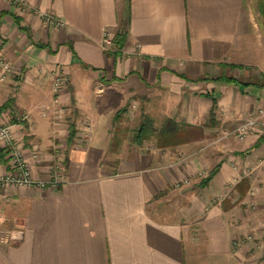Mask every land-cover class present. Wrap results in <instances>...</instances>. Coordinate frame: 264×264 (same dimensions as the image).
Returning <instances> with one entry per match:
<instances>
[{
	"label": "crops",
	"instance_id": "crops-1",
	"mask_svg": "<svg viewBox=\"0 0 264 264\" xmlns=\"http://www.w3.org/2000/svg\"><path fill=\"white\" fill-rule=\"evenodd\" d=\"M23 1L34 10L0 0V62L13 68L0 80V124L33 178L65 171L57 189L0 186V264H264L259 0ZM145 116L199 134L135 142ZM10 170L6 155L0 175Z\"/></svg>",
	"mask_w": 264,
	"mask_h": 264
},
{
	"label": "built area",
	"instance_id": "built-area-1",
	"mask_svg": "<svg viewBox=\"0 0 264 264\" xmlns=\"http://www.w3.org/2000/svg\"><path fill=\"white\" fill-rule=\"evenodd\" d=\"M8 3L20 11H32V8L29 4L23 0H7ZM38 16L48 25L54 26L56 28H65L66 22L58 17L52 12L39 11ZM106 40L108 41V33H104ZM11 65L2 60L0 62V80H4L9 72L11 71ZM65 81L61 75H55L53 81V92L54 94H59L60 91L64 88ZM260 114L251 115L243 122H241L234 130L235 137L243 141L248 135L255 132L258 129ZM0 147L4 148L7 151V156L10 162L11 170L4 174L0 175V186H28L32 188H51L57 189L62 183L64 176V166L62 163H56L50 173V177L47 180L33 178L30 173V167L26 158L24 157L23 151L20 146L15 141V136L11 130L9 124H0ZM32 158L36 161L41 160V154L35 152L32 154ZM188 180H182L175 184L176 187H181L184 184H187ZM6 219L0 214V231L3 230ZM238 243H234V246Z\"/></svg>",
	"mask_w": 264,
	"mask_h": 264
},
{
	"label": "trees",
	"instance_id": "trees-1",
	"mask_svg": "<svg viewBox=\"0 0 264 264\" xmlns=\"http://www.w3.org/2000/svg\"><path fill=\"white\" fill-rule=\"evenodd\" d=\"M258 8L260 12L264 14V0H259ZM125 35V33H122L116 37V41L119 46L123 45ZM4 107L2 106L0 108V112ZM187 133H192L195 136L199 134L197 128L194 126L186 123L177 124L172 120H166L161 129L157 130L154 128L152 119L145 116L134 135V141L141 143L145 139L154 138L158 142V145L163 146L168 144H177L186 139ZM262 139H264V137H261V140ZM6 155L7 151L0 147V160H2ZM210 177L211 176L203 179L200 185H205L209 181Z\"/></svg>",
	"mask_w": 264,
	"mask_h": 264
},
{
	"label": "rangeland",
	"instance_id": "rangeland-1",
	"mask_svg": "<svg viewBox=\"0 0 264 264\" xmlns=\"http://www.w3.org/2000/svg\"><path fill=\"white\" fill-rule=\"evenodd\" d=\"M262 19H264V18H262ZM12 71H13V68L11 69V71L9 72V74H11ZM9 74H8V75H9ZM8 75H7V76H8ZM52 87H53V85H52ZM52 92H53V88H52ZM53 93H54V92H53ZM56 96H57V94H56ZM56 100H57V98H56ZM56 103H57V102H56ZM56 103H55V104H56ZM150 110L153 111V108L150 107ZM135 111L137 112L138 110L136 109ZM136 114H137V113H135V117L133 116L132 119L129 120V121H128V124H127V127H128L127 130L131 131V135H132V136H133V134H134V132H135V130H133L132 127H134V125L137 123V119H138ZM243 121H244V120H243ZM243 121H241V122H243ZM241 122H240V123H241ZM128 135L130 136V134H128ZM64 171H65V168H64ZM179 182H180V181H179ZM184 185H185V184H184ZM182 186H183V185H182ZM174 187H175V189H176V188L178 189V187H176V186H174Z\"/></svg>",
	"mask_w": 264,
	"mask_h": 264
}]
</instances>
